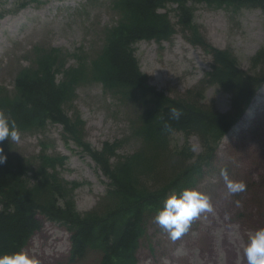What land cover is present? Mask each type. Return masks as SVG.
Wrapping results in <instances>:
<instances>
[{"label":"trees","instance_id":"trees-1","mask_svg":"<svg viewBox=\"0 0 264 264\" xmlns=\"http://www.w3.org/2000/svg\"><path fill=\"white\" fill-rule=\"evenodd\" d=\"M26 3L22 1L20 6ZM200 3L209 7L224 5L234 11L243 7L264 12V0H111L118 22L105 30L104 43L96 57L89 58L77 49L68 55L77 58L78 64L65 68L64 56L58 49L35 46V66L17 72L13 91L0 85V109L15 120L20 131L60 124L62 138L81 147L108 180L96 207L79 213L73 199H68V193L78 184H69L55 171L65 158L42 151L36 158L38 167L33 169L29 160L12 162L5 141L7 159L0 164V254L23 249L41 228L37 218L40 213L70 233L67 264H76L91 252L100 255L98 264H137L136 254L147 218L156 215L172 191L195 187L216 171L218 143L264 83V70L250 75L239 68L231 53L204 44L193 25V8L188 5ZM167 4L176 5L181 33L191 31L188 41L210 56V70L202 82L230 94L227 113L205 109L192 98L170 99L148 86L146 76L139 70L133 45L140 40L160 44L173 33L167 13L157 11ZM263 60L264 46L250 62L256 66ZM59 72L63 75L56 82ZM82 82L101 83L121 107L130 105L136 109L135 116L127 120V138L138 146L133 153L119 157L116 149L120 142H105L100 150L85 143L84 122L78 112L74 110L69 116L64 109L65 105L71 106L75 88ZM173 107L182 112L178 120L171 118ZM179 133L184 138L195 136L201 144V152L188 164L192 156L189 148L178 154L170 147L172 136ZM46 145L42 143L43 148ZM112 157H116L114 163L110 161ZM29 174L38 180L30 183ZM151 175L156 185L154 177L147 179Z\"/></svg>","mask_w":264,"mask_h":264},{"label":"rangeland","instance_id":"rangeland-1","mask_svg":"<svg viewBox=\"0 0 264 264\" xmlns=\"http://www.w3.org/2000/svg\"><path fill=\"white\" fill-rule=\"evenodd\" d=\"M22 1L0 0V85L9 92L13 91L17 72L35 66V46L58 49L68 65L74 64L68 54L77 49L94 58L103 45L105 30L115 26L119 17L112 10L111 0H38L41 4L26 7L20 6ZM188 5L193 8V25L207 47L231 53L239 68L250 75L264 70V60L256 66L250 62L264 46V12L243 7L234 11L215 4ZM175 8L169 4L161 11H168L173 31L167 41L157 44L142 40L133 45L139 70L146 76L148 86L170 99L192 98L205 109L227 113L230 94L202 82L211 58L202 47L188 41L191 31L181 33ZM74 94L72 106L65 105L64 109L69 116L74 110L78 112L84 122L86 144L100 150L105 142H120L116 149L119 157L137 149V143L127 138V120L135 116L134 107H121L96 82L79 86ZM145 95L148 97L149 92ZM61 132V126L54 123H48L43 130L21 132L18 143L9 140L10 160H29V166L36 169L41 143H47L46 154L65 158L55 170L57 175L69 184H78L68 193L70 198L66 196L73 199L76 211L89 212L104 195L108 180L92 159L82 154L81 147L65 143ZM170 147L178 154L189 148L192 156L187 164L201 150L196 137L184 138L180 134L172 136ZM178 159L182 160L180 155ZM110 161L114 163L116 157ZM216 166V172L205 176L195 187L210 196L213 211L194 219L188 232L176 241L155 222V215L149 216L137 252L138 264H247L243 255L247 237L264 227V103L241 130L233 127L223 138L217 148ZM221 168H227L232 179L244 181L246 190L229 195L220 177ZM29 175L30 183L38 180ZM153 184L156 185L155 177ZM24 251L35 256L40 264H67L68 233L60 225L44 221ZM98 258L92 253L76 264H97Z\"/></svg>","mask_w":264,"mask_h":264},{"label":"clouds","instance_id":"clouds-1","mask_svg":"<svg viewBox=\"0 0 264 264\" xmlns=\"http://www.w3.org/2000/svg\"><path fill=\"white\" fill-rule=\"evenodd\" d=\"M173 120H178L182 112L177 108L170 109ZM20 130L14 119L0 109V164L6 162L4 142L11 140L19 142ZM220 177L223 179L229 195H236L246 190L242 180L230 177L227 168H221ZM213 211L210 196L195 187H186L179 192L172 191L164 200L163 206L156 212L155 222L167 232L172 241H176L188 232L192 221L202 213ZM243 255L247 264H264V227L249 233L247 242L243 247ZM0 264H40V261L24 250L0 254Z\"/></svg>","mask_w":264,"mask_h":264},{"label":"bare ground","instance_id":"bare-ground-1","mask_svg":"<svg viewBox=\"0 0 264 264\" xmlns=\"http://www.w3.org/2000/svg\"><path fill=\"white\" fill-rule=\"evenodd\" d=\"M264 103V89H261V92L257 94V96L252 100V103L246 113L243 116L242 123L248 122L251 119V116L255 112V110ZM241 124L238 125V127Z\"/></svg>","mask_w":264,"mask_h":264}]
</instances>
